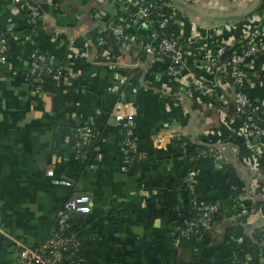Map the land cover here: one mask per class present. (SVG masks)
<instances>
[{"label":"crops","instance_id":"crops-1","mask_svg":"<svg viewBox=\"0 0 264 264\" xmlns=\"http://www.w3.org/2000/svg\"><path fill=\"white\" fill-rule=\"evenodd\" d=\"M37 1L48 10L33 30L10 0H0V33L9 44L8 66L0 67V264H20L21 245L45 241L72 194L92 200V213L72 227L86 264H231L236 257L261 264L264 249L255 229L261 208L243 198L252 187L264 190V53L251 63L247 89L258 146L244 136L231 97L213 100L192 84L193 76L228 83L222 66L243 39L258 35L264 44L259 14L217 21L249 11L257 0H181L196 13L177 9L176 36L198 33L182 79L169 76L168 59L141 51L136 36L145 27L130 29L128 43H116L108 27L118 21L119 6L110 0ZM153 1L176 9L168 0ZM219 24L230 28L216 32ZM222 42L229 48L220 65H206L200 49ZM34 51L62 73L42 93L29 77ZM119 107L133 121L130 137L147 157L143 164L122 162ZM83 125L97 134L100 163L96 152L86 161L73 157V136ZM191 131L196 144L187 139ZM160 133L163 146L156 144ZM219 148L218 159H197ZM190 172L196 175L193 197L219 211L211 231L180 243L176 231L193 216L182 186ZM61 179L74 191L53 185Z\"/></svg>","mask_w":264,"mask_h":264},{"label":"built area","instance_id":"built-area-1","mask_svg":"<svg viewBox=\"0 0 264 264\" xmlns=\"http://www.w3.org/2000/svg\"><path fill=\"white\" fill-rule=\"evenodd\" d=\"M16 7L19 14H26L27 25L33 30L37 28L42 19V12L36 5L37 0H10ZM119 6L118 21L111 23L108 27V33L118 44H126L131 41L128 31L134 27H145L147 31L137 35L140 49L148 57L166 58L169 60L168 74L174 79H182L187 71V62L190 51L192 50L193 38L198 33H193L189 37H180L173 35L167 37V31L177 24L175 14H166L169 9L168 4L162 1H153L155 4H148V0H110ZM152 9L158 10V21L152 18ZM178 8H174L177 11ZM173 10V11H174ZM179 10V9H178ZM258 15V14H257ZM264 18V11L259 14ZM216 32H227L229 24H219L214 27ZM140 29V28H138ZM141 30V29H140ZM153 31V32H148ZM149 33V34H148ZM135 40V36H134ZM228 46L224 42L214 49L203 47L201 50V59L212 67L220 65V58L228 52ZM264 53V44L258 35H250L243 39L238 49L230 54L227 62L222 66L226 73V81L222 86L208 83L199 76H193L194 87L210 99L221 100L223 97L234 100L235 114L243 121V133L248 143H255L257 146L258 125L250 111L249 97L247 89L252 83L250 75V66L254 58ZM251 61L249 64L248 61ZM9 63V44L8 36L0 33V67H7ZM61 71L56 68L44 54L34 51L30 55L29 77L31 85L36 92L42 93L44 85L50 79H58ZM235 90V93L233 91ZM122 107L118 108L115 116L121 121L123 130V151L121 159L125 166L133 167L143 164L147 157L139 150L136 142L131 139L133 121L125 119L121 112ZM72 144L73 157L78 161H86L88 148H93L96 152L95 160L102 162V155L98 154L97 147L94 148L93 140L96 133L88 125L79 126L74 133ZM165 135H157L156 144L163 146L166 142ZM180 141V138L176 139ZM264 146V143H263ZM223 148L218 151L198 154L197 159L219 158ZM253 174L258 177L257 168L252 167ZM196 175L190 172L183 181V188L190 194V209L193 216L185 221L176 231L175 238L178 242L181 240H190L193 237H200L204 233L212 230L213 223L219 211V206L213 203L204 202L193 197L196 186ZM53 185L67 188L74 191V185L68 180H54ZM257 193V194H256ZM243 202L261 203L260 208L264 206V190L259 192V188L252 187L251 191L244 195ZM92 200L88 195L72 194L64 203L55 221V226L50 236L40 245L35 247L20 246L19 262L20 264H86L80 256V246L72 227L80 217H87L92 213ZM261 209L258 213L260 217L255 221V225L260 224L263 218ZM260 219V220H259ZM255 226V227H256ZM259 239L264 245V226L257 230ZM261 264H264V255L261 257Z\"/></svg>","mask_w":264,"mask_h":264},{"label":"water","instance_id":"water-1","mask_svg":"<svg viewBox=\"0 0 264 264\" xmlns=\"http://www.w3.org/2000/svg\"><path fill=\"white\" fill-rule=\"evenodd\" d=\"M173 6H175L176 8L182 10V11H186L189 13H196L192 8L189 7V5L187 3H185L184 1L181 0H168ZM264 6V0H257L255 6L250 9L249 11L241 14V15H234V16H230V17H222L220 19H218L217 21H220L222 23H236L239 21H242L244 19H248L254 15L259 14V12L262 10ZM233 93H235V90L233 91ZM191 135L189 137H187V139L193 143L196 144V142L194 141V132L191 131L190 133ZM261 215L263 216V218L259 221L260 224L258 226H256L255 229H261L264 226V206L261 207ZM262 247L264 248V245H262Z\"/></svg>","mask_w":264,"mask_h":264},{"label":"trees","instance_id":"trees-1","mask_svg":"<svg viewBox=\"0 0 264 264\" xmlns=\"http://www.w3.org/2000/svg\"><path fill=\"white\" fill-rule=\"evenodd\" d=\"M147 3L149 4H155V2H153V0H148L147 1ZM36 5L40 8V10H41V12L43 13V12H46L47 10H48V8L44 5V4H39V3H36ZM153 11H155L153 14H152V18L154 19V20H156V21H158L160 18L158 17V13H159V11L158 10H155V9H152V12ZM264 11V6H263V8H262V10L259 12V14H261L262 12ZM166 14H168V15H170V14H175L176 15V18H181V15L178 13V14H176L177 13V11L175 12V11H173V10H170V9H167L166 11ZM185 12V11H184ZM23 17H25L26 19H25V21H27V16H26V14H23L22 15ZM175 29V27H171L170 28V30H168L167 31V37H172L173 35H175L176 36V32H177V30L175 31L174 30ZM177 29V28H176ZM248 63L250 64L251 63V61L249 60L248 61ZM2 68H5V67H2ZM249 88V87H248ZM57 118H58V127H60L61 125H62V123H63V117L61 116V115H57ZM94 130V129H93ZM94 133H96L95 132V130H94ZM97 141H98V137H97V134H96V138L93 140V144H94V148L97 146ZM90 155H93V148H88V156H90ZM122 157V156H121ZM200 160H206V159H203V158H200ZM188 205L189 206H191V199L189 198V201H188ZM260 205H261V203H255V206H256V208L258 209L259 207H260ZM78 221V220H77ZM199 237H193L192 239H190V240H181L180 241V243L181 242H187V243H195L196 241H197V239H198ZM259 241L261 242V240L259 239ZM263 248V247H262ZM264 249V248H263ZM231 264H246L243 260H242V258H239V257H236V260H234Z\"/></svg>","mask_w":264,"mask_h":264},{"label":"rangeland","instance_id":"rangeland-1","mask_svg":"<svg viewBox=\"0 0 264 264\" xmlns=\"http://www.w3.org/2000/svg\"><path fill=\"white\" fill-rule=\"evenodd\" d=\"M217 26V25H216Z\"/></svg>","mask_w":264,"mask_h":264}]
</instances>
